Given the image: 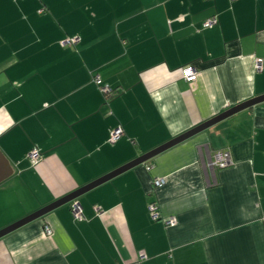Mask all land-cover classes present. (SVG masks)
Segmentation results:
<instances>
[{
    "label": "crops",
    "instance_id": "obj_1",
    "mask_svg": "<svg viewBox=\"0 0 264 264\" xmlns=\"http://www.w3.org/2000/svg\"><path fill=\"white\" fill-rule=\"evenodd\" d=\"M260 95L264 0H0V230ZM76 201L0 238V264H264V102Z\"/></svg>",
    "mask_w": 264,
    "mask_h": 264
},
{
    "label": "water",
    "instance_id": "obj_2",
    "mask_svg": "<svg viewBox=\"0 0 264 264\" xmlns=\"http://www.w3.org/2000/svg\"><path fill=\"white\" fill-rule=\"evenodd\" d=\"M262 102H264V95L253 97L247 101H244L238 105H235V106L223 111L222 113L216 115L215 117L197 125L196 127L182 133L181 135L174 137L173 139H171L167 143H164V144L160 145L159 147L145 153L144 155H142L138 159H136V160L112 171L111 173H108L107 175L89 183L88 185H86V186H84V187H82L76 191H73L72 193L65 195L64 197H61L60 199H58L54 203H52L46 207H43L42 209L36 211L35 213H32L31 215L24 217L23 219L17 221L16 223L1 229L0 230V238L4 237L5 235L9 234L12 231L24 226L27 223L44 216L45 214L54 210L55 208L62 206L64 204L70 203L73 200H76L78 197H80L84 193L96 188L97 186H99V185L103 184L104 182L112 179L113 177L129 170L130 168H133L137 165H140L142 163L149 161L150 159L157 156L158 154H160V153L178 145L179 143L193 137L194 135L206 130L207 128L213 126L214 124L220 122L221 120H224V119H226V118H228V117H230V116H232L238 112H241L245 109L253 107L254 105H257V104L262 103Z\"/></svg>",
    "mask_w": 264,
    "mask_h": 264
},
{
    "label": "built area",
    "instance_id": "obj_3",
    "mask_svg": "<svg viewBox=\"0 0 264 264\" xmlns=\"http://www.w3.org/2000/svg\"><path fill=\"white\" fill-rule=\"evenodd\" d=\"M43 9H40L39 12L41 13ZM218 23V17L213 16L209 18L208 20L205 21L204 26L205 27H213ZM80 38L79 37H67L64 40L61 41L62 46H71L75 45L79 42ZM255 69L257 71H262L263 69V63L261 59H257L256 64H255ZM182 75L184 78L187 80H193L197 75H198V70L196 67L192 65H186L185 67L182 68ZM96 81H99V78H96ZM101 90L105 94H109L111 92V89L108 87V85H104L101 87ZM123 131L121 128H117L111 132L110 136V141L114 143L116 140H118ZM28 158L32 161L33 164H37L41 158V153L38 149H33L28 153ZM233 164V159L230 150H220L217 151L214 154L213 159L211 158L209 160V166L211 167H217L219 169H224L229 167L230 165ZM166 183V179L163 177H158L153 181V186L155 188L161 187ZM71 210L73 213V216L75 219H83L84 218V212H83V207L82 205L76 201L73 200L71 202ZM96 210H99L98 207H96ZM148 210L151 215V218L155 221L162 220L161 213L158 209V206L155 202H151L148 205ZM164 224L166 226H174L177 224V218L176 217H170V218H165L163 220ZM46 234L51 235L52 234V229L50 227H46ZM148 256L147 254L142 251L139 253V259L140 260H145L147 259Z\"/></svg>",
    "mask_w": 264,
    "mask_h": 264
},
{
    "label": "trees",
    "instance_id": "obj_4",
    "mask_svg": "<svg viewBox=\"0 0 264 264\" xmlns=\"http://www.w3.org/2000/svg\"><path fill=\"white\" fill-rule=\"evenodd\" d=\"M43 12V11H42ZM107 95H110L111 97H113V94H111V92L109 93V94H107Z\"/></svg>",
    "mask_w": 264,
    "mask_h": 264
}]
</instances>
